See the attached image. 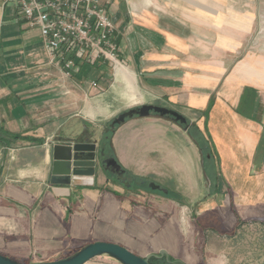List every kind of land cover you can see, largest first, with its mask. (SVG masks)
<instances>
[{
	"label": "crops",
	"instance_id": "1",
	"mask_svg": "<svg viewBox=\"0 0 264 264\" xmlns=\"http://www.w3.org/2000/svg\"><path fill=\"white\" fill-rule=\"evenodd\" d=\"M101 1L121 60L110 73L96 67L104 83L87 68L67 78L50 67L41 33L0 0V254L53 262L104 242L231 264L228 243L264 224V1ZM144 105L189 128L157 115L117 127L112 148L130 187L101 170L94 187L51 184L53 145L82 135L102 146L107 125ZM193 127L214 148L207 174Z\"/></svg>",
	"mask_w": 264,
	"mask_h": 264
},
{
	"label": "built area",
	"instance_id": "2",
	"mask_svg": "<svg viewBox=\"0 0 264 264\" xmlns=\"http://www.w3.org/2000/svg\"><path fill=\"white\" fill-rule=\"evenodd\" d=\"M17 7L26 27L41 33L49 65L73 78L84 68L121 65L120 43L101 0H4ZM97 87V83H92Z\"/></svg>",
	"mask_w": 264,
	"mask_h": 264
},
{
	"label": "water",
	"instance_id": "3",
	"mask_svg": "<svg viewBox=\"0 0 264 264\" xmlns=\"http://www.w3.org/2000/svg\"><path fill=\"white\" fill-rule=\"evenodd\" d=\"M152 115L172 119L179 125L185 126L186 129L189 128L188 120L180 113L165 107L144 105L130 109L116 117L109 125V132H115L117 127L135 117L148 118ZM50 170L52 185L94 187L97 173L101 170L103 173L113 175L126 187L131 186L126 172L114 157L107 155L103 145L101 146L91 137L83 138L82 135L66 144L53 145ZM149 188L153 191L161 190L160 187L152 183L149 184ZM165 192L167 193V191ZM101 256H109L121 264H151L150 259L153 257L142 258L120 245L97 242L82 247L64 259L34 264H87ZM156 258H162V256ZM0 264L26 263L0 254Z\"/></svg>",
	"mask_w": 264,
	"mask_h": 264
},
{
	"label": "rangeland",
	"instance_id": "4",
	"mask_svg": "<svg viewBox=\"0 0 264 264\" xmlns=\"http://www.w3.org/2000/svg\"><path fill=\"white\" fill-rule=\"evenodd\" d=\"M264 1V0H263ZM250 8V7H249ZM246 7V9H249ZM261 22L257 25V29L260 30L262 26L264 29V7L262 11ZM88 71H91L90 78L98 80L100 83H104L103 76L101 77L96 72V67H87ZM85 69V70H87ZM114 68H109L110 73ZM95 70V71H94ZM114 74V73H113ZM112 74V78H113ZM110 78V76H108ZM103 80V81H102ZM106 132L109 131V126L105 128ZM227 251L232 259L231 264H264V224L253 225L241 229L236 238L231 240L227 245ZM26 264L39 263V261H24ZM87 264H121L117 260L109 256L97 257Z\"/></svg>",
	"mask_w": 264,
	"mask_h": 264
},
{
	"label": "trees",
	"instance_id": "5",
	"mask_svg": "<svg viewBox=\"0 0 264 264\" xmlns=\"http://www.w3.org/2000/svg\"><path fill=\"white\" fill-rule=\"evenodd\" d=\"M209 110H210V107L208 108V111ZM113 133L114 132H109V131L106 133V136L104 137V139L102 141V145L105 148L106 153L110 154V156H112L116 159L114 152H113L112 141H111ZM189 133L201 151L202 157L204 159L205 173L207 174V173H209L210 169L214 168L213 163H214L215 153H214V148L211 144V140L209 138L207 139L197 127L191 128ZM126 175L129 176L127 173H126ZM133 180H135L136 182H143V180H141V179L134 178ZM144 184L146 186V183H144ZM150 263L151 264H181V263L176 262L172 259L167 260L166 258L160 259V258H156V257H152L150 259Z\"/></svg>",
	"mask_w": 264,
	"mask_h": 264
},
{
	"label": "flooded vegetation",
	"instance_id": "6",
	"mask_svg": "<svg viewBox=\"0 0 264 264\" xmlns=\"http://www.w3.org/2000/svg\"><path fill=\"white\" fill-rule=\"evenodd\" d=\"M128 180H129V177H128Z\"/></svg>",
	"mask_w": 264,
	"mask_h": 264
}]
</instances>
